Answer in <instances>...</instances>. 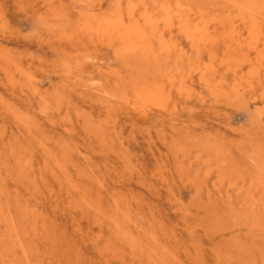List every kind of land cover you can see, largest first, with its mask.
Returning a JSON list of instances; mask_svg holds the SVG:
<instances>
[{"label":"bare ground","instance_id":"bare-ground-1","mask_svg":"<svg viewBox=\"0 0 264 264\" xmlns=\"http://www.w3.org/2000/svg\"><path fill=\"white\" fill-rule=\"evenodd\" d=\"M43 1L46 27L62 54L61 76L102 78L90 101L104 114L121 107L135 117L169 116L161 133L173 161L167 172L190 186L193 198L176 207L183 240L151 207L141 206L144 200L106 177L104 164L105 173L77 151L76 142L41 132L34 110L0 98V264H264V0ZM92 45L108 49L117 64L106 65ZM0 57L3 84L26 90L40 115L67 108L58 87L22 84L26 68L3 49ZM247 97L261 104L247 127L225 123L208 130L178 119L195 111L192 102L245 107ZM74 116L85 148L111 151L107 119ZM159 179L169 181L166 174ZM200 236L211 241L208 248Z\"/></svg>","mask_w":264,"mask_h":264},{"label":"rangeland","instance_id":"rangeland-1","mask_svg":"<svg viewBox=\"0 0 264 264\" xmlns=\"http://www.w3.org/2000/svg\"><path fill=\"white\" fill-rule=\"evenodd\" d=\"M0 10L2 12V18L0 19V49H3V51L6 52L7 55H9L12 58L13 63L23 65L26 68V72L28 73V77L27 78L23 77L20 80L21 83L23 84V82H24L26 84H29V87H31V88L36 86L39 89H41L42 91H49L53 87H58L62 91V94L64 96V101L66 102L67 108H65V105H63V107L61 109L62 111L61 110L50 111V112H48L47 117L40 115V113H38L36 111L40 104L30 94L27 95L28 92L26 93V90L19 91L18 86H15L13 88V87H10L9 85L7 87L6 83L3 84V81H5V76H4L3 71H2V74H0V79H2V80H0V84L2 83L1 86L3 85V88H5V89L0 87L1 90L4 91L3 92L0 90V94H1L0 98L3 100H7L8 97H10L11 99L9 98L7 100L8 102L14 103L18 107H26L28 109L31 108L30 110L32 112L34 110L35 112H33V113L34 114L36 113L34 116H35V119H36L37 124L39 126V130L41 132H44V133L50 134V135H52V134L61 135L65 139L68 138L67 140H69V141L76 142L77 143L76 148L79 145L78 148L80 149V150L76 149L77 151L81 152V150H82L81 154H85L88 156L90 155L93 162H95L98 165V167H100L101 170L103 168L102 164H104L106 166V169H107L105 172H108V174L103 172V170H102V172L105 173L104 175H106V177H108L113 182L116 181V184L118 182V184H121L122 186H124V190L126 188H128L125 191L127 192V190H128V193L130 195H132L133 197H135L138 201L142 202V200H144L143 203H140L141 206L143 205L142 207L144 209L151 207L157 214H159L161 216V218L163 219V221L165 222V224L168 227L173 228L174 231L178 232V237L180 239L185 240L186 235L184 233L180 232L182 229V227H181L182 226V223H181L182 218L180 217L179 213H176V212H178L176 207L180 206V205L181 206L188 205V203L193 198V191L194 190L190 186L185 185L183 182H181L176 177V175L173 174V172H172L173 171V167H172L173 161L170 158V156H166L165 146H163L164 148L162 147L163 144L161 142V140H162L161 139V133L167 132V124H168L167 122L169 121L170 117L167 115H161L160 116V114H151L152 115V116L150 115L151 117H149V115H148L146 118H143V117L138 116V115H136V117H135V115H133V114H127L125 109L121 108L120 106H119L120 108H117L118 110L114 109L110 113L104 114V111L96 103H94V102L92 103L90 101V98L95 96L94 88L95 87H98V88L102 87V85H101V83L103 84L102 78L95 77L97 79V80H95L93 78H90L87 74L86 75L83 74L84 73L83 72L81 74L82 76H81L80 80L78 82H74L70 79L63 78L60 74V71H58V64L60 62L59 60H60L62 54L57 49V47H55V44L53 43L54 42V36L52 35V32L46 27L47 25L45 23V16H46V14H45V10H46L45 1H43V0H0ZM90 47H91L90 49H92L95 52L96 57H99V58H101L102 61H105L106 65H108V66L114 65L115 66L117 64L116 59L114 58L113 54L108 49L102 47L101 45L100 46L92 45ZM18 54H19V56H18ZM2 58H4V57H0V65L3 66L4 60ZM94 60L97 61L98 59L93 58L90 60V62H93ZM1 70L2 69L0 68V71ZM82 77H84V78H82ZM3 78H4V80H3ZM89 79L91 82H89ZM87 80L89 83L87 82ZM89 85H90L91 89L89 88ZM9 87H10V89H9ZM7 89H9L7 92V95L9 94V92H11V95L9 94L10 96H7L5 93L7 91ZM17 91H18V93H17ZM29 91H31V90L29 89ZM3 93L5 94V96ZM15 93H17V94H15ZM16 95H18L17 96V102L15 100ZM23 95H24V97H22ZM4 97H6V99ZM12 97H14V98H12ZM21 97L23 98V100L21 99ZM29 98L30 99L32 98L34 100H30ZM34 102L36 105L34 104ZM245 102H246L245 107L237 106V105H232V106L231 105H216L214 107L212 106L211 108L204 107V106L201 107V106H198L195 102H192L191 105L195 107V111L193 113H188V112L183 111L179 115L178 119L180 121H182L181 123L183 125H184V123L188 122L187 124L195 125L197 127L203 126L206 129L208 126V127H210V128H208V130L213 129L212 125H215V124L224 125L225 123H229V125H231L233 128L247 127L249 124L250 118L252 117V115L254 114L256 109L260 107L261 104L258 102H255L252 98H249V97H247ZM208 103H210V102L208 101ZM79 105H81V106H79ZM94 108H96V109H94ZM65 109L68 110V112ZM73 110L79 111L82 114L87 115V116L89 115V116H91L92 120H95V121L98 120V118L99 119H107V127H108L107 129L109 130V134H110L111 139L113 138L112 141H113L114 148L112 146L111 151L110 150L105 151L106 153L104 152L103 155L99 154V153L94 154V152H93L94 147L92 149L85 148L83 142L80 143V140H82V138H83L81 135V134H83L81 132V127H80L81 123L76 119L75 116L73 117V115H74ZM198 111H200V114H197V113H199ZM94 113H96L97 115ZM65 114H68L69 116L66 117ZM56 115H57V118H55ZM48 117L51 119L52 123L48 120ZM69 117H70V119H69ZM109 117H110V119H109ZM124 118H127V119L125 120ZM201 118H202V120H200ZM8 119L7 118L5 119L6 124H8V126H14V124L13 125L11 124L12 123L11 119H9V120ZM62 119H64V120L66 119V120L64 121ZM72 120H74V121H72ZM140 120H141V122H139ZM142 120H145V121H143V123H142ZM158 120L159 121L161 120V121L159 122ZM179 120H176V121H179ZM132 121H133V123H132ZM210 121H213L214 123L210 122ZM46 124H47V127H46ZM73 124H74V126H73ZM66 125H71V127L73 129L71 131H68L67 128L69 129L70 126H66ZM109 127H110V129H109ZM43 128L44 129L46 128L47 130L46 129L44 130ZM150 129L152 131H150ZM110 131H111V133L112 132L113 133L111 134ZM226 132L231 134V132L229 130H226ZM113 135H115V136H113ZM72 139H74V141ZM114 141H115V143H114ZM156 141H158L160 144ZM116 143H118V144H116ZM151 144H152V147L150 146ZM81 147L84 149H82ZM154 148H155V150H154ZM161 148H163L164 150ZM112 150H114V151H112ZM121 150H123V151H121ZM92 154L94 156H92ZM110 154H111V156H110ZM155 154H156V156H155ZM101 155H102V157H101ZM116 155H120V158H116ZM166 158H167V160H166ZM111 159L113 160V162ZM99 161H100V163H99ZM121 163H123V164H121ZM114 164H116V165H114ZM110 165L113 167H111ZM170 169L172 171L167 172V170H170ZM125 172H126V174H125ZM157 173H159V174L161 173L160 175L166 174L168 176V180L169 181L171 180V181L170 182L168 181V183L166 184L167 186L165 184L160 183V179H159L160 175ZM113 174H114V176H113ZM120 180H121V182H120ZM175 180L177 182H175ZM125 181L128 184H126ZM171 184H173V186ZM186 186H188V187H186ZM141 187H142V189H141ZM162 188H164V189H162ZM170 188H172V189H170ZM151 189L154 190L153 191L154 193L151 192L152 191ZM161 190H163L162 191L163 193L161 192ZM165 190H167V191L165 192ZM147 193H148V195H147ZM165 193H166V195H165ZM154 195L156 198L153 197ZM147 196H149V197H147ZM166 196L167 197L169 196V197L167 198ZM158 197H159V199H157ZM159 208L161 209V211L159 210ZM171 211L172 212L174 211L173 212L174 214ZM172 214L175 216H172ZM174 217H176V218H174ZM173 218L175 219L174 222H173V220H171ZM167 222H170V223H167ZM174 228H176V229H174ZM204 237H206V236H203V237L200 236V239L202 241L199 240V244L202 246V248L203 247L208 248L211 244V241L208 238H204ZM203 245H205V246H203ZM207 259L210 260L209 255H207Z\"/></svg>","mask_w":264,"mask_h":264}]
</instances>
